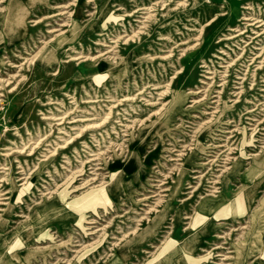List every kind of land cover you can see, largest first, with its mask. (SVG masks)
Returning <instances> with one entry per match:
<instances>
[{"label": "rangeland", "instance_id": "374dc122", "mask_svg": "<svg viewBox=\"0 0 264 264\" xmlns=\"http://www.w3.org/2000/svg\"><path fill=\"white\" fill-rule=\"evenodd\" d=\"M0 35V258L264 264V0H0Z\"/></svg>", "mask_w": 264, "mask_h": 264}, {"label": "bare ground", "instance_id": "6f19581e", "mask_svg": "<svg viewBox=\"0 0 264 264\" xmlns=\"http://www.w3.org/2000/svg\"><path fill=\"white\" fill-rule=\"evenodd\" d=\"M77 3H78V1H76ZM88 2H91V0H88ZM76 6V5H75ZM23 7V6H22ZM61 8H62V6H60ZM65 7V6H64ZM63 7V8H64ZM67 8V7H66ZM145 8H140V9H138V11L140 10H144ZM242 9H247V8H242ZM20 11V10H19ZM78 11V8L76 7V8H74V11L72 12V13H70V15L72 14V15H74V14H76V12ZM17 12V11H16ZM21 13V12H20ZM24 13H26V12H24ZM48 13V12H47ZM52 13V12H51ZM67 12H62V14H66ZM135 13V12H134ZM16 14V13H15ZM69 15V16H70ZM119 16V15H118ZM18 17V16H17ZM16 19V18H15ZM35 19V18H34ZM243 20H247V18H242ZM21 20V19H20ZM13 23V22H12ZM37 23V22H36ZM10 24V23H9ZM10 26V25H9ZM16 27V26H15ZM11 28V27H10ZM8 29V28H7ZM11 30V29H10ZM13 30H15V29H13ZM9 32V31H8ZM12 33V32H11ZM1 36V35H0ZM130 39V38H129ZM104 43V42H103ZM97 45H99V46H101V47H108L107 45H104V44H97ZM46 52V51H45ZM49 53H51V55L50 56H52V52H49ZM109 53H111V50H108V51H106V52H104L103 54H99V55H97V56H94V57H85V56H81V55H78V57H74V58H70L68 61H76V62H78L80 59H83L82 60V62H85V61H90V62H92V63H95V61H96V59H98L99 57H103V56H105L106 54H109ZM47 57V56H46ZM105 59H107V58H105ZM9 60V59H8ZM40 60V59H39ZM43 58H41V61L43 62ZM109 60V59H108ZM40 61V62H41ZM82 62H79V64L80 63H82ZM25 63H26V61H25ZM114 63V62H113ZM85 66V65H84ZM20 68H22V65H20L19 66ZM111 68V67H110ZM109 69V68H108ZM205 74H209V72H205ZM210 76V75H209ZM209 79V78H208ZM3 84H4V81H2L1 79H0V89H1V87H3ZM206 86V85H205ZM13 87V86H12ZM263 87H264V85H263ZM163 90V89H162ZM157 93V92H156ZM190 94L191 93H193V92H189ZM197 93H199L198 91H195L194 92V94H197ZM94 103L96 102V101H93ZM93 102H90V103H93ZM109 102L112 104V106L110 107V108H112L113 106L116 108V106L117 105H120V103L118 102V101H113L112 99H110L109 100ZM105 105V104H104ZM91 106V105H90ZM225 107V106H224ZM227 107H225V109H226ZM156 111V110H155ZM219 114V113H218ZM63 115V114H62ZM106 115V114H105ZM111 115V111L110 112H108V114H107V116H110ZM43 116V115H42ZM58 116V115H57ZM105 117V116H104ZM160 117V116H159ZM78 118V117H77ZM82 118V117H81ZM56 120H60V118H57ZM68 120V119H67ZM153 123V122H152ZM90 124V123H89ZM126 124V123H125ZM216 124V123H215ZM252 124V123H251ZM92 125H93V123H92ZM218 125H219V123H218ZM152 126V125H151ZM214 127V126H213ZM216 127V126H215ZM81 128V127H80ZM121 128H124V130L123 131H120V132H122V133H124L125 131H127V127L126 126H121ZM257 128V127H256ZM131 129V128H130ZM216 129V128H215ZM229 129V128H228ZM217 130V129H216ZM245 132V131H244ZM255 132V131H254ZM67 134V133H66ZM75 134V133H74ZM91 134V133H90ZM214 134V133H213ZM253 134V133H252ZM72 136V135H71ZM130 136V135H129ZM123 137H126V135H123ZM211 137V136H210ZM226 137V136H225ZM41 138V137H40ZM131 138V137H130ZM245 139V138H244ZM38 140V139H37ZM95 140V139H94ZM212 140V139H211ZM65 141V140H64ZM35 142V141H34ZM109 142V141H108ZM114 142V141H113ZM58 145V144H57ZM179 145V144H178ZM199 145V144H198ZM24 146V145H23ZM22 146V147H23ZM202 146V145H201ZM248 146V145H247ZM199 147H200V145H199ZM207 147V146H206ZM218 147H222L221 145H215V146H213V148H218ZM13 148V147H12ZM247 148V147H246ZM17 149V148H16ZM22 149V148H21ZM204 149V148H203ZM220 150V149H219ZM29 151V150H28ZM74 151V150H73ZM99 151V150H98ZM9 152V151H8ZM203 152V151H202ZM201 152V153H202ZM122 153V152H121ZM90 154V153H89ZM216 154V153H215ZM95 156V155H94ZM173 156V155H172ZM176 156H179V154L178 155H176ZM114 157V156H113ZM239 157V156H238ZM190 159V157L188 158V160ZM252 159V158H251ZM17 160V159H16ZM102 160V159H101ZM188 160H187V162H188ZM94 162L95 160H93V159H91L90 161H88V162H86V163H90V162ZM81 163V162H80ZM103 163V162H102ZM189 163V162H188ZM254 163H256V162H254ZM260 163V162H259ZM206 164H208V163H206ZM205 164V165H206ZM188 165V164H187ZM1 166V165H0ZM62 166H64V165H62ZM3 167V166H2ZM26 167V166H25ZM225 167V166H224ZM260 167V166H259ZM133 168H135V166H133ZM264 168V167H263ZM100 168H97V170H99ZM104 169V168H103ZM124 169H126L125 170V172H127L128 173V171H129V169H130V165H128L127 164V166H125V168ZM192 169V168H191ZM198 170V169H197ZM136 171H139V168L136 166ZM261 171V170H260ZM121 173H123V171H120ZM24 173V172H23ZM176 173V172H175ZM234 173H236V170H232L229 174H230V177H229V179H231V177L233 176V174ZM74 174V173H73ZM78 175H80L81 173H77ZM258 174V173H257ZM77 175V176H78ZM164 175V174H163ZM254 177V176H253ZM197 177H194L193 179H196ZM233 178V177H232ZM23 178H20L19 180H17V181H21ZM228 179V181H226L225 180V192L223 193H218V192H216V191H212V194L211 195H208V196H205L206 198H204V199H202V201H201V203H200V210L198 211L199 213L198 214H201V216H202V218H208L207 217V212L208 211H210L213 207H215V205H217V204H219L220 202L222 203V202H224L225 201V219H223L222 217H219V216H216V220L217 221H223V220H225V226H227V225H229L228 223H227V221L229 220V219H231L232 217H233V215L232 214H230L229 212H226V210H227V206H229V205H233V204H235V203H237L238 201H239V191H237V195H235V197H233L232 195H231V193H230V187H229V182H231L230 180ZM214 180V179H213ZM16 181V182H17ZM28 183V182H27ZM23 184V183H22ZM160 185H163V184H160ZM106 186V185H105ZM23 187V186H22ZM21 187V188H22ZM177 187H181V185L179 184ZM74 188V187H73ZM23 189V188H22ZM67 189V188H66ZM92 189V188H91ZM214 189V188H213ZM49 191V190H48ZM162 191H164V190H162ZM17 192V191H16ZM110 192H113L112 191V188H111V186H110ZM97 193V192H96ZM144 195V194H143ZM1 196V195H0ZM97 196V195H96ZM115 197H116V195H114ZM155 196V195H154ZM237 196V197H236ZM29 197V196H28ZM77 197V196H76ZM151 197H153V195H151L150 197H145V196H141V198L139 199V201H141V202H144V201H146V200H148L149 198H151ZM234 198V199H233ZM89 199V198H88ZM0 200H3V199H0ZM13 200V199H12ZM108 200L110 201V199L108 198ZM67 201V200H66ZM85 202V201H84ZM133 203H135V202H133ZM27 204V203H26ZM116 204V203H115ZM12 206V205H11ZM79 206V205H78ZM138 207V206H137ZM234 207V206H233ZM245 208V207H244ZM97 209V208H96ZM232 209V208H231ZM83 210H85V209H83ZM99 210V209H98ZM203 212H205V213H203ZM87 213V212H86ZM17 214V213H16ZM20 214V213H19ZM104 215V214H103ZM189 215V214H188ZM2 216V215H1ZM252 217V216H251ZM178 218V217H177ZM186 219H188V218H186ZM5 219L4 218H2L1 217V219H0V246H2V245H4V243L7 241V238H2L1 237V229L4 227V225H5ZM92 223H95L94 221H90V222H88V225L89 224H92ZM85 224V223H84ZM83 224V225H84ZM103 224V223H102ZM105 224V223H104ZM222 224H224V223H222ZM12 226V225H11ZM118 226V225H117ZM192 227H193V222H191L190 223V225H189V227L187 228V233L188 232H191L190 231V229H192ZM50 230V229H49ZM87 230V229H86ZM92 230V229H91ZM28 231H29V233H25V234H23L22 236H20V237H16L15 238V243L17 244V245H20V246H23L24 244H26L27 243V239L30 237V232H31V228L29 227V229H28ZM46 231V230H45ZM91 233H93V232H91ZM99 233V232H98ZM39 234V233H38ZM190 234V233H189ZM201 234H202V231H200V233H198L197 235H195L194 236V238H196V240H194V238L192 237H190L188 240L189 241H187V240H185L184 242H182V246L181 247H179V248H177V251L178 250H182V252L183 253H187V252H190V251H192V250H194L196 247H197V244H198V240H199V236H201ZM46 235H48V234H46ZM88 235V234H87ZM95 235H97V234H95ZM254 235V234H253ZM55 237V236H54ZM53 237V238H54ZM46 238V237H45ZM155 238V237H154ZM43 239V238H42ZM173 239V238H172ZM257 239V238H256ZM8 240H9V238H8ZM38 240V239H37ZM41 240V239H40ZM46 240V239H45ZM86 241V240H85ZM137 241L138 240H130L129 242H127V243H125L124 245H122L120 248H119V250H118V253H116L115 255H113L112 256V258L109 260V262L107 263V264H118L119 262H121V261H124L125 259H126V257H127V251L129 250V249H135V247L137 246ZM178 241V240H177ZM49 242V241H48ZM67 242V241H66ZM80 242H81V240H80ZM176 243H178V242H176ZM216 243V242H215ZM11 244V243H10ZM46 244V243H45ZM69 244V243H68ZM97 244V243H96ZM152 244V243H151ZM38 245V244H37ZM232 245V244H231ZM56 246V245H55ZM14 247H15V245H14ZM49 248V247H48ZM52 248V247H51ZM78 248V247H77ZM172 248V247H171ZM85 249V248H84ZM206 249V248H205ZM86 250V249H85ZM207 250V249H206ZM40 251H42V250H40ZM49 251V250H48ZM81 251H83V250H81ZM34 252H35V250H34ZM130 252V251H129ZM37 253V252H36ZM156 253V252H155ZM212 253V252H211ZM34 254V253H33ZM39 254V253H38ZM41 254V253H40ZM46 254V253H45ZM66 254V253H65ZM217 254V253H216ZM72 255V254H71ZM225 255V254H224ZM23 256V255H22ZM165 256V255H164ZM76 257V256H75ZM170 257V256H169ZM169 257L168 258H166L163 262H162V264H171V262L169 261ZM220 257H222V256H220ZM14 258V260H12ZM64 258V257H63ZM34 259V258H33ZM75 259V258H74ZM219 260V259H218ZM75 261V260H74ZM207 261V260H206ZM22 262H21V258L19 257V255H17L16 253H11V255L9 256V257H5V256H3L2 258H0V264H21ZM34 264V263H33ZM144 264V263H143ZM245 264V263H244Z\"/></svg>", "mask_w": 264, "mask_h": 264}]
</instances>
